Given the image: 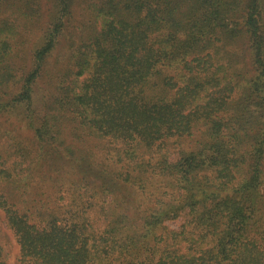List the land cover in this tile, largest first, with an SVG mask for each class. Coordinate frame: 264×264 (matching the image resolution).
<instances>
[{
    "label": "trees",
    "instance_id": "1",
    "mask_svg": "<svg viewBox=\"0 0 264 264\" xmlns=\"http://www.w3.org/2000/svg\"><path fill=\"white\" fill-rule=\"evenodd\" d=\"M0 208L22 264H264V0H0Z\"/></svg>",
    "mask_w": 264,
    "mask_h": 264
},
{
    "label": "rangeland",
    "instance_id": "2",
    "mask_svg": "<svg viewBox=\"0 0 264 264\" xmlns=\"http://www.w3.org/2000/svg\"><path fill=\"white\" fill-rule=\"evenodd\" d=\"M6 124L10 125V128L13 129V134H17V138L19 140H22L26 146H32L33 143V132L30 129H27V127L25 126V124H22L20 118H18L17 121H13L12 119L7 121ZM68 138L67 140L70 143H76V139L74 138L73 134L71 132H69L68 134ZM8 139H13L12 138V134H6L5 136ZM90 141H93V137L92 136H88ZM18 139H14V141L18 142ZM98 138L94 139L97 140ZM98 150H94V152H97ZM94 154V153H93ZM52 159H50L51 161ZM92 161V155H90L87 151L86 148L84 146H81V150L78 151L77 153V159H73V162L77 168V170L79 171L80 169L84 170L85 172H89V173H93L95 172V168H92L91 166L87 165L90 164V162ZM71 162L67 159H56L54 160V164L49 165L48 163H44L45 169L49 172V173H56L57 171H64L67 170L69 168H71ZM51 167V170H50ZM72 168L73 165H72ZM34 177V176H32ZM91 179V177H90ZM93 179H91V183L94 184L92 182ZM97 184H100L99 181H97ZM95 185V184H94ZM131 198L130 200L127 201V204L130 201L134 202V197L136 194V189L133 187V189L131 190V193H129ZM121 196L124 197L125 193H121ZM18 197V195H17ZM183 217H180L179 219L176 220H170L167 222V224L171 227V228H178L182 222H183ZM0 220H2V224H1V228H0V241L2 243V245L4 246V249L8 252L9 256H8V264H22V260L20 258V244L18 243V238L14 232V230L10 227V225L7 222L6 219V215L5 212L0 208Z\"/></svg>",
    "mask_w": 264,
    "mask_h": 264
}]
</instances>
